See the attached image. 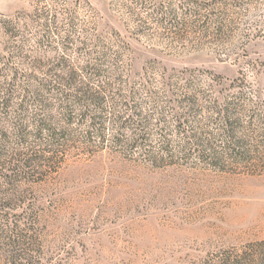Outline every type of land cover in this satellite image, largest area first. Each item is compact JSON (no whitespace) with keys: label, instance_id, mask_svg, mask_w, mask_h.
Returning <instances> with one entry per match:
<instances>
[{"label":"rangeland","instance_id":"374dc122","mask_svg":"<svg viewBox=\"0 0 264 264\" xmlns=\"http://www.w3.org/2000/svg\"><path fill=\"white\" fill-rule=\"evenodd\" d=\"M124 54L131 79L159 88L162 68L165 76L185 70L206 79L205 98L189 111L178 82L175 96L166 92L170 104L91 108L103 117V146L85 147L91 126L74 123L78 142L58 171L4 185L13 201L2 209L0 195V229L15 221L31 242L19 264H224L264 241V166L221 171L185 160L188 149L221 145L207 141L217 131L210 98L252 94L264 117V0H0V100L12 89L13 110L23 90L39 91L61 122L38 79L65 78L91 56L105 71ZM238 72L244 82L230 86ZM211 74L220 77L215 86ZM131 111L134 128L118 130L115 116ZM242 126L250 136L257 130L247 144L264 146L255 138L264 126ZM148 154L163 158L152 164ZM10 252L0 239V264Z\"/></svg>","mask_w":264,"mask_h":264},{"label":"trees","instance_id":"16d2710c","mask_svg":"<svg viewBox=\"0 0 264 264\" xmlns=\"http://www.w3.org/2000/svg\"><path fill=\"white\" fill-rule=\"evenodd\" d=\"M93 59L96 58L89 57L87 64L79 70L72 68L65 78L55 76L51 79H38L37 89L44 92V95L49 99L55 100L57 103H55V108L60 114L61 122L54 120L51 113L54 103L47 104L48 98H43L41 92L23 90L21 95L16 97L19 102L14 110L12 108V89L4 93L0 100V195L7 193V189H1L4 185L11 184L10 186H12L13 181L19 178L26 181L32 179V182H35L45 173L58 171L69 150L75 147L68 146L69 142H78L77 134L69 128L74 123L82 125L84 122H88L91 126V130H86L82 136V144L85 147L96 142V145L103 146L105 143L101 128L103 117L90 116L91 108L100 112L106 103L111 104L112 107L132 108L138 105L139 100L141 102L146 100L147 103L152 102L154 105L159 100L170 104L172 99L166 92L170 91L175 96L174 89L176 88L174 87L178 82L182 83L184 90L182 101L189 111L194 107H200L198 102L205 98L204 93L200 92V86L206 79L203 81L195 74L192 78L190 76L187 78L184 76L185 70L171 71L165 76V68H162L160 77L162 80H166V83L162 81V86L157 88L153 87L150 80L141 83L137 82L135 78L129 77L127 71L130 62L127 61L125 54L115 55L114 63H111L105 71L101 69L97 61H92ZM148 65L154 66L150 63ZM146 73L147 69L144 70V75H147ZM188 73L190 75L191 72ZM238 75L231 80L230 86L233 83L244 82L241 72H238ZM219 78V76L211 74V78H209L211 86L218 84ZM115 83H118L116 88L113 87ZM210 99L211 105L207 110L214 113L213 123L217 127V131L212 133L207 141L211 142L212 139H216L220 141L221 145L188 149L185 160L190 162L199 160L198 162L221 171L235 170L238 167L249 168L248 166L263 167L264 146L247 144L249 143L247 139L254 138L253 134L257 130L254 129L251 132L252 136L241 131L243 122L252 128H255L256 123L264 126V117H262L263 112H261L259 101L252 94L249 95L242 91ZM246 110L248 113L243 116L242 113ZM131 113L125 112L115 116L118 130L122 129V132H125L134 128L131 116L139 114L135 111H131ZM11 117H13V121L11 131H9L4 125ZM123 136L124 133H121L119 137L113 139L114 147L123 145ZM257 136H262L264 139V132L256 134L255 138ZM137 141L141 142L142 138L130 142V145L134 146ZM170 155L168 153L167 157H171ZM147 156V160L152 164H156L163 158L161 156L157 159L149 154ZM12 201L13 197L8 192L7 198H4L3 204H1L2 209L9 206ZM4 215L0 208V220L3 217L6 219ZM16 223L11 221L8 230L0 229V239L6 240V244L11 248L9 264H19L21 249H25V246L31 244L29 236L24 235L23 230L19 229ZM248 247H251L248 251L224 261V264H264V241H255Z\"/></svg>","mask_w":264,"mask_h":264}]
</instances>
